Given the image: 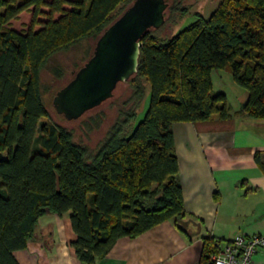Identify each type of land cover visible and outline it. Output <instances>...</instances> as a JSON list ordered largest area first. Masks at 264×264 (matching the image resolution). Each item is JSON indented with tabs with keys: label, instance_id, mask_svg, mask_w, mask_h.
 <instances>
[{
	"label": "trees",
	"instance_id": "obj_1",
	"mask_svg": "<svg viewBox=\"0 0 264 264\" xmlns=\"http://www.w3.org/2000/svg\"><path fill=\"white\" fill-rule=\"evenodd\" d=\"M166 1L165 17H184L181 0ZM132 2L0 0V264H19L13 252L25 248L47 211L69 215L71 245L83 264H96L119 238L182 216L172 124L233 115L226 95L213 91V69H227L247 90L235 113L264 119V0H221L208 18L197 14L174 35L160 34L163 25L146 31L137 73L111 103L112 121L95 145L77 144L68 130L42 121L45 60L97 39ZM23 12L31 16L28 30L8 27ZM145 82L149 104L134 126ZM102 117L89 118L87 128ZM217 248V240L204 237L200 263L212 264Z\"/></svg>",
	"mask_w": 264,
	"mask_h": 264
},
{
	"label": "crops",
	"instance_id": "obj_2",
	"mask_svg": "<svg viewBox=\"0 0 264 264\" xmlns=\"http://www.w3.org/2000/svg\"><path fill=\"white\" fill-rule=\"evenodd\" d=\"M172 135L184 214L119 238L96 264H201L206 236L220 247L237 235L264 234V172L255 160L264 155V119L234 113L175 122ZM75 238L68 214L47 211L13 255L19 264H83ZM251 264H264V249Z\"/></svg>",
	"mask_w": 264,
	"mask_h": 264
},
{
	"label": "rangeland",
	"instance_id": "obj_3",
	"mask_svg": "<svg viewBox=\"0 0 264 264\" xmlns=\"http://www.w3.org/2000/svg\"><path fill=\"white\" fill-rule=\"evenodd\" d=\"M220 1L221 0H181V5L187 8L184 17L178 18V15L173 19L169 17L170 15L165 17V22L160 30V34L174 35L179 30L195 21L197 14L204 18H208L217 8ZM30 18L31 16L28 12H23L17 18L11 20L8 27L19 32H26L29 27ZM41 20L44 21L45 18H41ZM37 29H39L38 26L35 27V30ZM96 40L97 39L89 37L62 48L50 55L39 71L41 97L47 113V115L42 118V121L63 127L70 132L74 142L90 147L96 144L95 142L106 133L110 126L115 108V104L111 103L114 99H118L125 91L127 88L126 82L117 85L112 98L75 120L68 121L60 114H57L52 105V98L55 92L71 80L76 71L90 58ZM211 80L213 91L222 92L226 95L227 104L231 108L230 112L234 114L239 110L241 102L246 100L247 90L233 82L231 73L227 69H213L211 72ZM145 86L146 89L143 100L140 107L137 109L133 121L134 126L141 121L149 104L150 87L146 82ZM95 115H100L104 118L102 117L100 119L97 128H87V120L92 117L94 118ZM91 123L92 121H90V125L92 126L93 124Z\"/></svg>",
	"mask_w": 264,
	"mask_h": 264
},
{
	"label": "water",
	"instance_id": "obj_4",
	"mask_svg": "<svg viewBox=\"0 0 264 264\" xmlns=\"http://www.w3.org/2000/svg\"><path fill=\"white\" fill-rule=\"evenodd\" d=\"M167 7L166 0H133L97 38L90 58L55 92V112L75 120L112 98L117 85L137 73L140 41L146 31L163 25Z\"/></svg>",
	"mask_w": 264,
	"mask_h": 264
},
{
	"label": "built area",
	"instance_id": "obj_5",
	"mask_svg": "<svg viewBox=\"0 0 264 264\" xmlns=\"http://www.w3.org/2000/svg\"><path fill=\"white\" fill-rule=\"evenodd\" d=\"M264 249V234L237 235L209 254L212 264H251L253 256Z\"/></svg>",
	"mask_w": 264,
	"mask_h": 264
}]
</instances>
